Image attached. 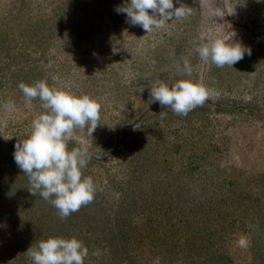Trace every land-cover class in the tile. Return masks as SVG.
Listing matches in <instances>:
<instances>
[{
  "label": "rangeland",
  "instance_id": "374dc122",
  "mask_svg": "<svg viewBox=\"0 0 264 264\" xmlns=\"http://www.w3.org/2000/svg\"><path fill=\"white\" fill-rule=\"evenodd\" d=\"M123 3L0 0V264H33L28 249L49 237L81 240L84 264H264V0H173L189 14L150 33ZM215 38L251 55L205 64L196 48ZM184 58L209 99L187 116L148 104L152 82L187 78ZM39 80L101 105L92 136L68 144L92 154L82 174L97 191L64 220L13 155L43 111L18 85Z\"/></svg>",
  "mask_w": 264,
  "mask_h": 264
},
{
  "label": "clouds",
  "instance_id": "9594fccd",
  "mask_svg": "<svg viewBox=\"0 0 264 264\" xmlns=\"http://www.w3.org/2000/svg\"><path fill=\"white\" fill-rule=\"evenodd\" d=\"M115 11L126 14L128 23L142 27L146 33L162 29L167 22L189 14L187 6L174 7L173 0H124ZM196 52L203 63L218 68L232 67L244 58L245 53L251 55L250 48L225 38L201 44ZM178 71L187 78L171 84L159 79L151 83L148 104L158 102L176 115L187 116L204 105L211 89L202 80L192 78L193 67L187 58L183 59ZM18 88L26 107H32L31 102L38 98L43 111L32 121L27 138L19 139L14 145L15 163L28 178L30 195L48 201L61 220L67 219L92 202L97 191L93 179L82 174L92 154L83 146L69 150L68 144L76 129L87 127L92 136L98 125L101 105L87 94L57 89L46 80L31 84L21 82ZM3 108L13 111L15 102L9 99ZM236 243L242 249L249 247V240L243 235ZM27 253L33 264H84L89 250L76 237H49L30 247Z\"/></svg>",
  "mask_w": 264,
  "mask_h": 264
}]
</instances>
